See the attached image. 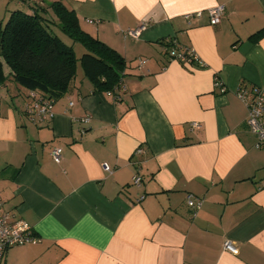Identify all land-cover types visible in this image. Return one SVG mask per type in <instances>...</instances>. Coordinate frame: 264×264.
<instances>
[{"label": "crops", "instance_id": "obj_1", "mask_svg": "<svg viewBox=\"0 0 264 264\" xmlns=\"http://www.w3.org/2000/svg\"><path fill=\"white\" fill-rule=\"evenodd\" d=\"M54 1L121 55L125 74L117 98L81 74L38 124L0 87V211L39 239L3 264H264V148L237 98L264 91V0ZM165 38L202 67L170 60Z\"/></svg>", "mask_w": 264, "mask_h": 264}, {"label": "trees", "instance_id": "obj_2", "mask_svg": "<svg viewBox=\"0 0 264 264\" xmlns=\"http://www.w3.org/2000/svg\"><path fill=\"white\" fill-rule=\"evenodd\" d=\"M27 6L30 9L27 12H10L0 29V87H5L8 80L14 81L16 85L26 89L23 93L25 98H29V93H36L39 101L49 103L53 112L56 99L68 92L78 63L81 73L95 92L119 96L116 89L121 87L126 62L115 49L85 32L77 14L61 1H54L45 8L34 0ZM49 14L55 17V24L64 36L85 50L79 58L71 46L51 32ZM263 32L262 30L260 34ZM162 43L170 60L173 58L168 52L172 49L178 53L187 52L188 47L179 50L167 38ZM188 64L202 67L194 62ZM70 104L73 105L72 102Z\"/></svg>", "mask_w": 264, "mask_h": 264}, {"label": "built area", "instance_id": "obj_3", "mask_svg": "<svg viewBox=\"0 0 264 264\" xmlns=\"http://www.w3.org/2000/svg\"><path fill=\"white\" fill-rule=\"evenodd\" d=\"M224 13V7L219 6L212 8L208 11V18L210 19L209 24L216 25L219 24L222 15ZM201 12L196 14H187L184 19L189 20L190 17L199 18ZM144 29V26L137 27L136 30H130L127 32L133 38H136L139 35V32ZM169 56L173 59H178L182 63L188 64L189 62H194L199 66H202L198 56L195 55L194 51L191 48H187L185 54L181 52L170 50ZM144 62H140V65ZM214 85L219 88L220 93L226 91L224 84L218 78L214 76ZM124 89V88H123ZM31 98V99H30ZM237 98L245 104L247 109V118L246 125L257 137L258 147L264 148V91L258 86H252L250 88L240 87L237 91ZM30 104L27 105L24 109V114H26L27 119L32 124H38L44 122L48 119H53L54 113L52 112L51 106L49 103L40 102L39 97L36 93H29ZM72 105V104H70ZM91 117L86 115L80 119L76 120V123L86 124L90 122ZM195 126L197 124H194ZM51 157L54 162L61 161V150L59 148L53 149L51 151ZM103 170L106 173L112 172L110 167L105 163L103 164ZM141 178L138 175H135L132 178V183L134 185H139ZM186 205L191 208L193 211L200 208V200H193L192 195L186 197ZM28 225L21 220L11 221L9 215L0 211V264H3L5 254L7 250L17 246L31 245L39 242L37 237L33 236L30 232ZM224 248L226 250L234 251V246L229 241L224 242ZM6 252V253H5Z\"/></svg>", "mask_w": 264, "mask_h": 264}, {"label": "rangeland", "instance_id": "obj_4", "mask_svg": "<svg viewBox=\"0 0 264 264\" xmlns=\"http://www.w3.org/2000/svg\"><path fill=\"white\" fill-rule=\"evenodd\" d=\"M30 1H34V0H0V29H2L3 25L8 19L10 12H13L16 10H21V12L22 11L27 12L28 10H30L29 7L27 6ZM36 2H38L40 5L47 8L54 2V0H36ZM48 16H49V21H50L49 24H50L51 32L54 33L56 37L61 39L66 45L71 46L77 58H79L83 53H85V50L82 48L81 45H79L76 42L73 43L71 39L64 36V34L60 31V29L55 24L56 23L55 17H53V15H50V14ZM81 72H82V69L80 67V64L78 65L77 63V69H76L75 77H74V81H76V83H78L80 80V75L82 74ZM7 74L8 73H6V75ZM5 85H6L5 88L8 89L10 93V98L14 99L13 101H15L16 104H20L22 102L23 107H24V103H26L25 107H27V104H30L31 98L29 99L27 97L26 98L23 97V93L26 92L25 88L16 85L14 81H11V80L6 81Z\"/></svg>", "mask_w": 264, "mask_h": 264}]
</instances>
